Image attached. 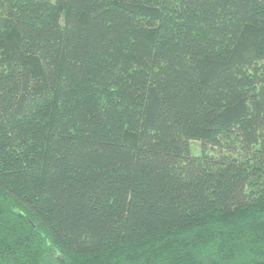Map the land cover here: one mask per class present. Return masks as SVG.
Listing matches in <instances>:
<instances>
[{
  "label": "trees",
  "instance_id": "obj_1",
  "mask_svg": "<svg viewBox=\"0 0 264 264\" xmlns=\"http://www.w3.org/2000/svg\"><path fill=\"white\" fill-rule=\"evenodd\" d=\"M0 264H264V0H0Z\"/></svg>",
  "mask_w": 264,
  "mask_h": 264
},
{
  "label": "rangeland",
  "instance_id": "obj_2",
  "mask_svg": "<svg viewBox=\"0 0 264 264\" xmlns=\"http://www.w3.org/2000/svg\"><path fill=\"white\" fill-rule=\"evenodd\" d=\"M201 150L200 141L193 140L192 141V151L194 154H198Z\"/></svg>",
  "mask_w": 264,
  "mask_h": 264
}]
</instances>
